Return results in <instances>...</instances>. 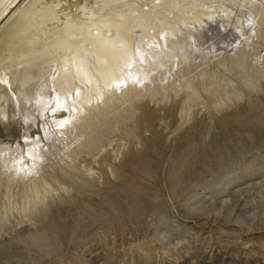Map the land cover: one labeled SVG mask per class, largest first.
Here are the masks:
<instances>
[{"label":"rangeland","instance_id":"obj_1","mask_svg":"<svg viewBox=\"0 0 264 264\" xmlns=\"http://www.w3.org/2000/svg\"><path fill=\"white\" fill-rule=\"evenodd\" d=\"M85 4L99 23L123 12L136 26L130 46L113 34L114 49L129 52L122 77L72 99L94 119L105 109L109 124L95 145L81 144L90 127L79 136L80 126L44 140L28 166H0V264H264V74L224 103L201 88L187 97L178 74L182 66L197 83L200 64L214 91L235 84L227 63L209 56H231L264 0ZM49 75L29 92L30 109L73 95L54 91ZM125 80L140 93L131 101ZM20 125L1 126L0 138Z\"/></svg>","mask_w":264,"mask_h":264},{"label":"bare ground","instance_id":"obj_2","mask_svg":"<svg viewBox=\"0 0 264 264\" xmlns=\"http://www.w3.org/2000/svg\"><path fill=\"white\" fill-rule=\"evenodd\" d=\"M86 1L0 0V127L9 129L10 125L11 129L12 125L21 124L16 131L22 136L17 139L16 132L10 136L4 134L0 138V156H3L0 159L1 167L14 160L18 168L22 165L28 166L34 162L32 157L36 152L42 151L44 140L50 142L51 136L57 135L71 138L80 126L83 128L79 136L85 133L87 125L90 127V131L83 136L84 139L81 138V144L95 145L102 136L99 135V131H104L108 127L109 120L106 118L105 109L97 110L98 116L94 119L96 116H90L91 113L82 106L73 108L72 99L77 100L81 87L96 89L99 80L110 84L122 77L118 66L122 59L128 57L129 52L120 47L114 49L117 46L113 34L119 33L124 36L130 46L135 39L136 33L133 32L135 25L123 12H121L123 18L118 17L121 15L120 12H109L106 17L100 19L103 20L102 23H99V14L95 17H86L84 13ZM253 12L256 25L251 28L248 37L244 39L241 36L242 43L230 53L231 56L228 58L223 54L209 56L214 57L212 63H216L217 66L227 63L235 84L222 87L223 85L219 83L221 87L214 91L211 89L214 85L213 77L208 74L205 67L197 65L195 73L199 80L193 83L191 77H187V71L184 72V68L180 66L178 74L183 79L181 85L187 90V97L190 95L193 97L201 88L208 98H214L217 103H224L238 96L242 86H254L256 80L264 74V45H261L264 42V8L253 7ZM168 27L169 24H163V27L158 28ZM150 72V78L154 79L155 72L151 69ZM47 74H50L54 91L73 89V95L64 98L55 96L53 100L39 104L40 110L36 111L34 107L33 111L30 106H26L29 92ZM130 74L135 77L140 75L135 72ZM45 81L46 78L43 82ZM124 84L127 85L126 101H131L140 94L135 86L128 85V82ZM155 92L156 89L150 96L154 97ZM113 96V90L107 94L110 99ZM95 104L94 102L90 104L92 109ZM65 106L71 109L65 110ZM43 134L45 137H42Z\"/></svg>","mask_w":264,"mask_h":264}]
</instances>
